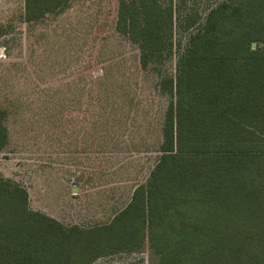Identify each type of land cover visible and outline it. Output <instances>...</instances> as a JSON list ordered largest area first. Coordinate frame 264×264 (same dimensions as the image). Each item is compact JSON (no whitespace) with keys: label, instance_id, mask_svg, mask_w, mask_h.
Listing matches in <instances>:
<instances>
[{"label":"trees","instance_id":"16d2710c","mask_svg":"<svg viewBox=\"0 0 264 264\" xmlns=\"http://www.w3.org/2000/svg\"><path fill=\"white\" fill-rule=\"evenodd\" d=\"M72 0H24L35 22ZM173 0H119L115 27L142 69L172 55ZM177 49L156 162L108 221L65 225L0 177V264H92L140 251L154 264H264V0H220ZM0 108V150L7 145Z\"/></svg>","mask_w":264,"mask_h":264},{"label":"rangeland","instance_id":"374dc122","mask_svg":"<svg viewBox=\"0 0 264 264\" xmlns=\"http://www.w3.org/2000/svg\"><path fill=\"white\" fill-rule=\"evenodd\" d=\"M219 1L173 0V51L158 73L140 67L136 44L117 31L119 0H72L35 22L24 20L22 0H0V177L65 225L108 221L156 162L168 104L157 83L175 74L194 29L181 27L184 14L202 22ZM156 261L145 245L92 264Z\"/></svg>","mask_w":264,"mask_h":264},{"label":"crops","instance_id":"0c3cea01","mask_svg":"<svg viewBox=\"0 0 264 264\" xmlns=\"http://www.w3.org/2000/svg\"><path fill=\"white\" fill-rule=\"evenodd\" d=\"M22 5L24 6V0H22Z\"/></svg>","mask_w":264,"mask_h":264}]
</instances>
